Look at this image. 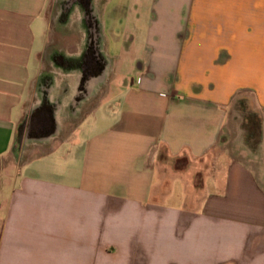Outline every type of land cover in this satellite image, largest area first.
Returning a JSON list of instances; mask_svg holds the SVG:
<instances>
[{
    "label": "crops",
    "instance_id": "1",
    "mask_svg": "<svg viewBox=\"0 0 264 264\" xmlns=\"http://www.w3.org/2000/svg\"><path fill=\"white\" fill-rule=\"evenodd\" d=\"M52 4L0 0V264H264L260 165L223 145L248 105L264 149V0H151L41 106Z\"/></svg>",
    "mask_w": 264,
    "mask_h": 264
},
{
    "label": "rangeland",
    "instance_id": "2",
    "mask_svg": "<svg viewBox=\"0 0 264 264\" xmlns=\"http://www.w3.org/2000/svg\"><path fill=\"white\" fill-rule=\"evenodd\" d=\"M52 1L53 4L48 13L45 33L40 35L41 33L39 32L37 35L38 47L43 40L46 39L47 41L46 47L41 55V76L37 84L42 96L41 106L47 104L51 106L48 96L51 92L55 94L56 84L59 82L62 83V79L64 80V84L78 82L79 78L75 75L81 72L80 67L86 61L83 60L86 57V52L93 49V38L99 41L103 39L102 44L105 52H110L116 56L121 48L120 42L122 38L131 39L133 36L136 38L141 37V25H137L136 21L139 15L144 18L146 12L139 11L138 7L143 6L146 9L147 7L145 6L151 2V0ZM99 18L101 19L100 22L98 20ZM102 25H106V27L103 28ZM124 47L122 45V48ZM117 62L119 63V61ZM123 65V63H121V67L118 65V68H122V71H124ZM68 74L74 76L73 79L68 77ZM80 83H83L82 78ZM37 107L33 108L31 113L37 111ZM244 108L248 110V113L242 116V112L245 111H243V107L240 109L242 114L240 116V131L244 133V146H240L236 140L231 142V144L225 140L223 145H229V148L238 155H245L244 157L249 161L260 165V174L262 179H264V149L262 141L259 142L257 139H252L250 143L248 142L246 126L251 122L249 120L253 114L251 107L246 105ZM31 115L27 118L25 124L30 123ZM24 125L18 131L19 134L16 142L18 152L21 148L23 151L29 150L33 144L30 140L31 138L26 137L24 134ZM1 163L4 164L7 162L1 161ZM17 175L18 171L16 167L11 165L4 175L3 180H11Z\"/></svg>",
    "mask_w": 264,
    "mask_h": 264
},
{
    "label": "trees",
    "instance_id": "3",
    "mask_svg": "<svg viewBox=\"0 0 264 264\" xmlns=\"http://www.w3.org/2000/svg\"><path fill=\"white\" fill-rule=\"evenodd\" d=\"M94 53H98V49L93 47V49L86 52V55H85L86 57L83 60L87 61L89 58L93 57ZM86 61L81 64L80 68H86L87 67ZM249 121H251V122L249 123V125L246 126L247 131H248V142L250 143L252 139H255V140L257 139V141H259V142L262 141V129H261L260 120L258 118H256L255 116H252ZM32 137L33 136H31V138Z\"/></svg>",
    "mask_w": 264,
    "mask_h": 264
},
{
    "label": "water",
    "instance_id": "4",
    "mask_svg": "<svg viewBox=\"0 0 264 264\" xmlns=\"http://www.w3.org/2000/svg\"><path fill=\"white\" fill-rule=\"evenodd\" d=\"M93 40H95V38H93Z\"/></svg>",
    "mask_w": 264,
    "mask_h": 264
}]
</instances>
